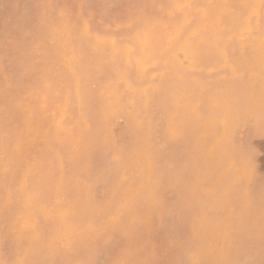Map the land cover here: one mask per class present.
<instances>
[{
	"label": "bare ground",
	"instance_id": "bare-ground-1",
	"mask_svg": "<svg viewBox=\"0 0 264 264\" xmlns=\"http://www.w3.org/2000/svg\"><path fill=\"white\" fill-rule=\"evenodd\" d=\"M88 1L82 0L80 7L85 8ZM172 1L182 8L177 16L181 21L180 28L175 29L174 37L181 33H188L191 37L189 45L181 48L171 45L172 31L166 35L168 44L161 48L155 46L158 36L143 32L135 35L142 50L132 58L115 47H109L112 36L105 39L106 36L98 35L96 30L100 26L89 18L81 19L80 14L75 16L71 5L60 7L59 3L52 2L45 7L44 1L40 0H32L30 11L28 9L23 18H16L19 25L12 34L0 38V62L8 67L6 70L1 66L5 74H0V79L8 84L4 92L8 95L3 97L5 103L0 111V202L8 211V219L19 218L17 213L21 211L32 216L36 213V204L42 206L45 210L42 216L47 219L45 227L56 228L61 233L60 241L58 238L49 241V248L60 244L69 247L72 231L79 239L82 233L84 237L90 235L88 218L94 211L107 214V204L113 200L122 209L114 216L119 223L139 217L146 218L149 224H156L158 220L146 214L151 208L162 205L160 190L175 191L179 178L183 180L182 189L177 193L179 204L184 207L191 200H197L204 206L211 189L216 187L212 181L213 172L225 171L231 155H236L224 138L225 126L241 107L254 103L252 93L258 88L259 95L264 96V61L259 56H264V28H260L263 34L260 41L252 40L248 44H245L243 35L235 34L236 38L228 40V45L235 47L229 54L224 53L227 44L213 40L225 32L237 33L235 29L251 18L259 19L261 15L264 18V0H252L253 3L245 9H240L243 0H215L213 5H207L206 0ZM97 2L105 10L123 8L128 18L143 16L138 12L141 5L131 0ZM148 2L147 6H154L152 2L156 1ZM160 5L168 10V3ZM228 5L237 6L239 10L229 12L226 10ZM114 29V34L125 35L123 29ZM207 40H212L211 44L206 45ZM90 46L95 47L94 51L91 52ZM194 47L198 48L200 55L191 60ZM258 48L262 51L259 52ZM179 66L181 70H177ZM35 69L49 73L42 76L46 82H41L38 76V81L31 78ZM205 71L209 75L214 73V81L200 78L201 72ZM66 76L68 80L62 82L66 83L65 90L58 80ZM14 77L22 79L26 88L19 90L12 82ZM234 79L244 83L246 91L235 101L225 100L218 85ZM95 80H104L103 89L91 96L87 89ZM40 90L50 94L41 106L36 100ZM63 100L66 103L61 106ZM200 105L206 108L205 115L200 114ZM78 107V112L73 113L72 108ZM121 107L122 113L113 114ZM91 108L99 111V119L89 118L86 111ZM154 108L163 119L162 134L187 149L184 167L176 166L178 145L169 153H163L160 160L158 153L157 157L151 153L155 146L147 135L150 134L148 130L154 118ZM33 110L42 114L40 120L32 117ZM7 114L17 119L16 124L2 125ZM49 117H55L53 120L57 124L52 132L54 144L43 146L39 156L40 153L33 149L38 130L35 125ZM118 119H122L124 125L115 134L110 128ZM88 140L98 147L85 150L87 160L83 165L86 172L54 177L47 185L38 181L36 175L44 167L47 169L42 173L48 172L51 161L58 157L69 156L77 160L76 156L81 152L79 145H88ZM111 140L116 145L105 147ZM70 141L72 147L67 148ZM23 151L29 156L26 162L22 161ZM33 162L41 163L38 170L32 168L34 172L27 167ZM107 164L113 165L112 173L106 170ZM86 173L91 178L95 175L110 178L102 201L84 190L82 183L87 180ZM242 183L243 176L238 174L231 184V193L243 189ZM255 211L257 216L253 214L247 218L250 226L257 223L258 210ZM250 213L247 211L246 217ZM2 217L0 224L4 226L8 219ZM240 226H245V221ZM41 230L38 227L37 233ZM245 231V235L252 234L251 230ZM27 235L20 237V242L28 241L30 237ZM207 236V247L221 248L218 257L220 263H224L227 255L224 247L226 244L231 246L226 228ZM15 256L20 257L19 251H15ZM22 258L15 261L24 260L31 264L30 257ZM127 259L126 255L121 259L113 258L112 264H123Z\"/></svg>",
	"mask_w": 264,
	"mask_h": 264
},
{
	"label": "rangeland",
	"instance_id": "rangeland-1",
	"mask_svg": "<svg viewBox=\"0 0 264 264\" xmlns=\"http://www.w3.org/2000/svg\"><path fill=\"white\" fill-rule=\"evenodd\" d=\"M31 1L0 0V38L12 34L13 29L19 25L16 18H23L28 9L30 11ZM40 1H44L45 7L52 2L59 3L60 7H63L65 4L71 5L73 11H75V16L80 14L81 19L89 18L100 26L97 28L98 31L96 30L98 35L101 37L106 36L105 39L112 36L108 41L109 47H115L132 58L142 50L137 44L135 35H140L143 32L151 36H158L159 38L155 46L159 47L168 44L166 42V35L171 33V31L173 33V42H171L173 47L181 48L182 46L189 45L191 41L190 34L188 33H181L174 37L175 29L180 28L181 21L177 20V16L181 13L182 8L172 0H168V2L164 0H131L135 4L141 5L138 12L143 16L140 19L137 17L128 18L127 11L123 8L105 10L99 7L100 5L97 0H89L85 8L80 7L82 0ZM148 1H156L158 3L152 2L155 4L154 6H147ZM206 1L207 5H213L216 2L215 0ZM243 2L244 5L240 9H245L253 3L252 0H243ZM161 3H168V10H164L162 8L164 5H160ZM226 10L231 12L232 10L237 11L239 8L228 5ZM226 10H224L225 14H227ZM260 17L259 19L251 18L247 20L240 28L235 29L237 33L234 30H232L234 32H225L213 41L227 44L224 53L228 54L235 49V47L231 48L228 45V40L232 41V39L236 38L235 34L243 35L244 41L247 42L245 44H248L252 40L260 41L263 37L260 28H264V18H262V15ZM114 27L123 29L125 35L120 36L119 32L114 34ZM245 28L248 30H244ZM211 42L212 40H207L205 44L209 45ZM94 48V46H90L89 49L92 52ZM258 49L259 52L262 51V48ZM90 50L88 51L90 52ZM192 50L193 54L190 59H197L200 51H198L197 47H194ZM15 54H12L10 58ZM259 56L264 61V56L262 54H259ZM1 66L3 65L0 62V74L3 72ZM3 67L6 70L8 69L6 66ZM181 68L179 66L177 70H181ZM34 71L31 78L38 81L39 78H36L38 76L41 78V82H46L43 81L44 78L42 76H47L49 73L40 69H35ZM4 72L3 74H5ZM0 78L2 79L1 76ZM200 78L214 81V73L211 72L209 75V72H201ZM1 79L0 111L3 110L2 105L5 103L3 97L8 95L4 93L6 91L5 85L8 84H5V81ZM13 80L15 82H12L19 90L26 88L27 84L22 82V79L14 77ZM67 80L68 77L66 76L58 81L62 83ZM24 81L28 82L25 79ZM62 84L66 90V83ZM103 84L104 80H95L89 84L87 92L91 96L99 94L103 89ZM218 87H220L225 100L229 101L241 98L246 91L245 84L236 79L230 83H220ZM48 98H50V94L45 90H40L36 96V100L40 106ZM252 98L254 103L241 107L239 113L228 120L225 126L226 137L224 138L225 140L227 139L228 145L236 155H231L232 158L229 159L225 171L216 170L213 172L212 181L216 187L214 190L211 189L204 206L197 200H191L189 205L184 207L179 204L177 193L180 192L183 184V180L179 178V181L175 184V191L172 189L160 190L162 205L159 208H151L150 213L149 211L147 212V216L151 215L158 220L156 224H149L146 218L139 217L119 223L114 219V216L121 212L122 209L113 200L107 204V214L94 211L90 218H88L89 223L87 228L91 232L90 235L84 237L82 233V238L79 239L75 231H72V234L69 235L71 237V241L69 242L71 245L69 247L67 245V248L63 247L64 245L60 244L49 248V241H56L57 238L60 241L59 236L61 233L56 228L45 227L47 219L43 217L45 210L42 206L36 204L38 207L35 209L36 213L32 216L21 211L22 213H17L20 214L19 218L12 217L11 220L7 218L8 211L5 210V205L0 202V217L4 216L2 217L3 220L8 219L6 225L1 226L0 224V251L2 252L0 263L26 264L24 260L15 261V259H23V256H27L30 257L31 264H112L113 258L121 259V257L126 255L128 259L123 264H264V96L259 95V88L257 92L252 93ZM65 103L66 100H63L61 106H64ZM35 105L38 107L37 104ZM205 109L204 105H200V114L205 115ZM58 110L63 111L62 108ZM78 110L79 107L72 108L73 113L78 112ZM122 111L123 107L117 108L113 114H120ZM86 112L91 119L100 118L99 111L96 108H91ZM153 113L154 118L150 121V128L148 130L150 134L147 135L149 137L148 140L152 141L155 146V149H152L151 153H154L153 155L156 157V153H158V156L160 155L158 159L160 160L163 153H169L178 145L180 150L176 155V166L179 168L181 166L184 167L187 149L184 148V145L169 140L162 134L163 119L159 117L156 108L153 109ZM41 115L38 111L33 110L32 112V117H39V120ZM54 118L49 117L45 122L41 121L35 125L38 130L36 132L37 137L34 138L33 149L40 153L39 156L42 154L41 150H43V146L48 143L54 144L52 132L54 131L53 129H56L57 125L53 120ZM4 119L5 121L2 123L4 127H10L12 123L16 124L17 121L16 118H12L8 114ZM123 125L124 121L118 119L114 124L112 123L110 129L117 134ZM155 133L159 135H155ZM115 145L114 140H111L105 147ZM81 146L79 145L81 152L79 153L80 156H76L77 160H73V157L70 158L69 156L58 157L54 161H51L52 166L48 172L42 173V171L45 172L47 169V167H44L36 175V177H39L38 181L47 185L49 184L48 181L54 177L86 172L83 165L85 160H87L85 150L87 147L96 148L98 146H94L89 140L88 145L83 144ZM70 147H72L71 141L67 144V148ZM22 154V161L26 162L29 156L24 151ZM40 166L41 163L33 162V164L27 167L31 171L32 168L36 171ZM105 166L106 170L112 173L113 165L107 164ZM227 170L230 172L228 173ZM87 174V180H83L82 183L84 190L90 191L96 200L102 201V195L108 186L106 184L110 178L104 179L103 176L96 177V175L91 178V176L87 177ZM238 174L243 176L242 185L244 188L233 191L232 194L231 184ZM255 209L258 210L257 223L250 226L247 218L253 214L257 216ZM247 211L251 213L246 217ZM28 217L32 218L33 221L31 220L32 222H30V218ZM243 221H245V226H240ZM30 223L31 226H29ZM38 227L42 228L39 233H37ZM221 228H226L229 241L231 240V246L226 244L224 247L227 248L224 263H220L218 257L221 253V248H208L205 240L208 237L207 235H214ZM245 230H251L252 234L245 235L247 234ZM26 234L30 237L28 241L25 240V243L20 242L21 239L19 238ZM16 250L20 253V257L18 258L15 256ZM141 255H143V259L139 257Z\"/></svg>",
	"mask_w": 264,
	"mask_h": 264
}]
</instances>
